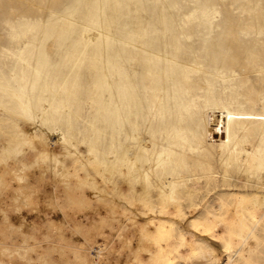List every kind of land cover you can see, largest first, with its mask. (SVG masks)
<instances>
[{
	"label": "rangeland",
	"instance_id": "1",
	"mask_svg": "<svg viewBox=\"0 0 264 264\" xmlns=\"http://www.w3.org/2000/svg\"><path fill=\"white\" fill-rule=\"evenodd\" d=\"M263 99L264 0H0V264H264Z\"/></svg>",
	"mask_w": 264,
	"mask_h": 264
},
{
	"label": "bare ground",
	"instance_id": "2",
	"mask_svg": "<svg viewBox=\"0 0 264 264\" xmlns=\"http://www.w3.org/2000/svg\"><path fill=\"white\" fill-rule=\"evenodd\" d=\"M262 102H263V105H264V99L262 100ZM28 138H30L32 140H35V137L32 134H29L28 135ZM6 151L7 150L5 148L4 153H6ZM61 157L63 158L64 156L63 155L62 156L61 155H55V154H53L51 152H44L42 154V158L45 160V162H46V164L48 166V169H50L49 162L51 160H53V159H60ZM60 170H61V173H62V175L64 177L71 176V173H69V171L66 170L64 167H60ZM142 192H143L144 195H146L148 193L147 187L143 186L142 187ZM225 204H226L225 198L221 197L219 199L220 212L223 211V207H224ZM247 215H248L249 225H250L251 229L255 228L256 225H258L259 222L263 219V217H261L259 215L257 209H255L254 207H251L247 211ZM213 217H215L214 214H213ZM235 238L242 239V236L241 235H236ZM165 259H166L165 261L167 262V264H172L173 263L171 258L166 257Z\"/></svg>",
	"mask_w": 264,
	"mask_h": 264
}]
</instances>
